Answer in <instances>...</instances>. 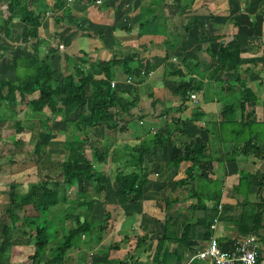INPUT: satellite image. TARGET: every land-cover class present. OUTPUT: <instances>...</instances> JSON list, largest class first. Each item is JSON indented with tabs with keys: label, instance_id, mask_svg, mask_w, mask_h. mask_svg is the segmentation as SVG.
Instances as JSON below:
<instances>
[{
	"label": "trees",
	"instance_id": "trees-1",
	"mask_svg": "<svg viewBox=\"0 0 264 264\" xmlns=\"http://www.w3.org/2000/svg\"><path fill=\"white\" fill-rule=\"evenodd\" d=\"M168 1L172 0H154L150 6L141 9V29L152 24L150 19L156 18L155 14H163L164 6ZM181 1L174 0L177 8L180 9V15H184L190 9L193 0L185 6L180 5ZM75 2L82 7L96 5L108 8V0H75ZM5 3L9 15L2 20L3 22L0 20V41L13 42L12 31L15 19L26 25L23 36L21 34L19 37L28 39L30 42L35 41L28 54L24 53L23 48L20 47L9 52L7 46L0 44V62L8 59L7 69L14 73L13 80H0V125L9 123L7 129L15 131V135L8 142L14 145V149L24 148L25 142L17 137L38 128L35 134L38 137L33 136L29 140L33 150L27 154L39 160L46 145L44 142L47 134L54 130L55 124L50 116L58 118L69 127L72 126L73 135H69V139H66L62 146L63 151L67 153V158L59 162L58 177L56 179L47 177L38 183L30 184L27 192L15 193L12 196V203L0 211V238L3 240L0 245V264H6L1 260L6 253L8 254L11 247L21 244L14 236L18 233L17 224L21 222L27 230L28 238L25 243L32 244L36 249L30 264H41L40 259L46 253L52 258L49 264H68L71 255L81 251L82 241L85 243L88 237L92 239L96 230L99 233L104 232L113 218L112 212H106L100 222H96L93 218L96 205H107V201L101 202L99 199L88 196L84 187L85 183H89L95 186L98 196L105 193V175L96 170V166L110 163L115 165L117 199L115 207L118 209L135 205L143 201L144 190L150 183L149 167L146 166L145 159L152 158L156 149L164 150L170 143L172 134L154 131L150 132L138 145L129 144L131 140L129 135L134 124H140V128L142 127L140 121L142 118L134 119L132 115L138 104L135 89L132 88V91L127 92L131 97L127 100L121 97L113 84L120 73L132 82L142 83L143 71L139 61L136 60L137 55L120 59L114 56L110 61H102L101 59L93 60L80 51L78 56L66 57L64 72L56 75L51 61L57 51L51 49V52L44 57L40 54V47L46 44L40 38V28L46 18V12L39 9L37 3H30V0H0V9L6 6ZM67 3V0H58L53 8L54 11H60L63 14L55 19L57 25L64 23L77 25L66 7ZM184 30L189 33L191 28L186 26ZM237 40L235 46H226L219 52L208 51L213 61L209 70L200 71L194 59L183 60V69H176L168 75L179 79L174 94L180 98L181 104L174 109H164L162 113V116H166L172 110L177 112L184 109L185 104L191 101L190 96L201 91L205 80L213 81L220 78L217 82H219L218 96L221 98H225V87L235 89L243 99L235 103L233 101L224 108L220 123L222 140L233 137L235 145L229 156H222L224 161H234L235 155L239 153L247 155L253 149H257L260 153L251 139L252 126L245 122L246 106L256 103L257 97L249 87H241L244 76L250 71L242 73L240 70L243 60L240 39L237 38ZM167 45L165 60L172 56L174 47L171 41ZM230 74L237 75L235 86L230 81L232 79L228 76ZM22 105L29 109V116L25 122L17 119L18 113L15 110ZM77 112H80L79 117L71 121V116ZM174 121L178 124V128L186 126V122L173 120L172 123ZM172 126L173 124L169 125V127ZM68 130L66 128L62 133L67 134ZM98 130L104 131L108 140L103 143L105 145L103 150L91 148V159H89L85 151L90 140L89 134ZM210 159L206 146L192 142L185 145L183 155L175 156L168 161V173L179 170L183 163H191L192 166L186 171L187 178L176 184L178 187L187 186L190 180H194L197 167ZM14 162L11 156L7 165H12ZM2 168L0 164V176H2ZM247 179L248 175L242 174L239 187H247ZM191 193L197 194L194 191ZM178 201L179 199L176 198L161 200L157 203L158 208L165 209L166 215L164 235L158 239L153 258L154 264H183L185 249L193 231L204 227L207 230L204 237L207 238L217 218L219 204L217 200L212 209L209 211L205 209V217L199 220H196L194 216L199 206L203 205V199H199L197 205L189 208L191 214H184L181 211L171 213ZM65 205L69 207L61 211L58 218L63 228H54L53 225L57 221L51 219L50 215L53 209ZM81 209L83 211H79ZM251 211L240 217L242 235L239 239L253 234L258 235L262 228L264 204L258 203L252 206ZM70 212L74 214L69 215ZM72 221L76 228L66 230V224ZM60 231L62 238L58 239ZM31 233L33 235L29 236ZM148 240V236L139 237L134 251L132 250L134 254L128 252L126 260L121 264H139L138 257L146 252ZM167 241L174 243L177 248L171 255L165 251L164 259H161L164 244ZM121 243L112 244L109 250H119Z\"/></svg>",
	"mask_w": 264,
	"mask_h": 264
},
{
	"label": "crops",
	"instance_id": "crops-1",
	"mask_svg": "<svg viewBox=\"0 0 264 264\" xmlns=\"http://www.w3.org/2000/svg\"><path fill=\"white\" fill-rule=\"evenodd\" d=\"M57 1L30 0V3H37L38 8L46 12V18L40 28V38L46 44L40 47V54L44 57L51 52V49L57 51L51 61L56 75L64 70L66 57L78 56L80 51L93 60L101 59L102 61H110L114 56L120 59L137 55L136 60L139 61L142 71H148L153 75L144 77L139 84L129 82L128 78L120 73L114 82L121 97L127 100L131 99L127 92L132 91V88L135 89L138 104L132 115L134 119L142 118L140 121L143 122L141 128L140 124L135 123L131 134L139 139V143L150 132L172 134L171 141L164 150L156 149L152 158L145 159L146 166L149 167L150 183L144 190L143 201L135 205H127L136 208L144 217L137 218V221L135 218V222H139V225L134 229L131 227L127 229L124 224L123 226L120 224L116 229L119 238L128 237L130 241L127 240V244L123 240L117 241L116 243L122 242L121 248L110 251V246L116 243L102 239L103 235L109 234V231L113 232L112 226L109 225V230L106 229L101 233L96 230L92 239L88 237L85 243L82 241L81 251L71 255L68 264H121L126 260L122 257H127L128 252L134 254L138 238L149 236L148 232L155 236V240L150 233L151 238L147 242L146 252L139 257L150 256V260L154 261L158 239L164 235L165 230L164 224H160V220L156 218L157 215H166L165 209L157 206L161 200L177 198L179 201L171 213L181 211L184 214H191L189 208L197 205L199 199H203V205H200L195 213L196 220L205 217V209L209 211L215 206L216 200L219 201L218 215L208 237H204L207 231L204 227L193 231L185 249L184 262L191 253L203 250L212 238H215L222 247L237 241L242 235L241 215L251 213V207L258 203L264 204V134L262 132L264 130V0H193L190 9L184 15H180V9L172 0L166 2L163 14H155L156 18L150 19L152 24L143 29L140 27L141 9L150 6L154 0H108V8L96 5L82 7L74 0L72 3H67L66 7L77 25H67V23L57 25L55 19L63 15L62 12L53 10ZM189 2L190 0H182L180 5H188ZM6 7L7 4L0 9V17L3 19L9 15ZM20 22L15 19V29L13 28L12 33L14 30L26 29V25ZM186 26L191 28L189 33L184 30ZM19 35L16 38L13 34V42L8 43L13 45L9 47V52L16 50V47L21 44L20 48H25L24 53H30L31 45L35 41L30 42L22 38L24 40L18 43ZM237 38L240 39L243 60L240 70L242 73L250 71L245 75L246 78L241 87H249L257 97L256 103L246 106L245 122L252 126L251 139L260 153L257 149H253L247 155L241 153L235 155L234 161H224L222 156H229L235 145L233 137L222 140L220 123L224 108L233 101L235 103L243 99L235 89L225 87V98H221L218 96L219 82H217L220 78L213 81L205 80L201 91L196 94L197 104L190 101L185 104L184 109H180L181 111L172 110L166 116H162V113L164 109H174L181 104L180 98L174 94L177 89V78L168 75L176 69H183V60L194 59L200 71L211 69L213 61L208 51L219 52L226 46H235L238 42ZM170 41L174 46L172 56L165 60L167 43ZM147 66L149 68H146ZM236 78L237 76H233L230 80L234 86L237 84ZM13 79L14 74L9 80ZM149 84L155 91L147 92V94L141 89ZM172 86V99L160 98L164 94L161 89L166 91ZM173 120L186 122V126L178 128L175 121L172 123ZM171 124L173 126L169 127ZM192 142L206 146L211 159L197 167L193 181L190 180L187 186L178 187L177 182L187 178L186 171L192 164L183 163L179 170L168 173V161L175 156L183 155L185 145ZM163 154H166V159H163ZM245 173L248 175V185L241 188L239 187L241 177ZM4 194L7 195L8 200L0 202L2 204L0 206H4L5 209V206L12 203L13 194L10 193V189ZM1 196L2 194L0 198ZM99 200L106 201V199ZM111 204L115 207L117 202ZM111 204L109 205L112 206ZM67 208L68 206L63 210ZM147 220L150 222L149 229L144 226ZM154 222L159 225H155ZM66 225V230L76 228L73 221ZM17 227L18 233L14 236L21 244L11 247L1 261L6 264H30L36 249L32 244L25 243L28 236L23 223H18ZM32 235L33 233L29 234V236ZM255 236L260 242V256L264 260V220L262 228ZM20 237L22 240H19ZM61 238L60 231L58 239ZM2 243L3 240L0 238V245ZM152 246L153 251H151ZM176 248L174 243L165 242L161 259H164L165 251L171 255ZM86 252L89 259L79 258ZM79 259L82 261L78 262ZM40 260L41 264H49L52 258L46 253Z\"/></svg>",
	"mask_w": 264,
	"mask_h": 264
},
{
	"label": "rangeland",
	"instance_id": "rangeland-1",
	"mask_svg": "<svg viewBox=\"0 0 264 264\" xmlns=\"http://www.w3.org/2000/svg\"><path fill=\"white\" fill-rule=\"evenodd\" d=\"M1 21L3 20L2 17H0ZM3 22V21H2ZM15 29V28H14ZM24 31H18V30H14V37L22 34L23 36ZM23 38V37H22ZM18 43H20L22 40L20 37H18ZM0 44H3L4 46L9 47H13V45L8 44L5 41H0ZM21 47V44H19L18 47ZM17 50V49H16ZM23 50H25V48H23ZM17 54V52H16ZM8 63V59H5L3 61L0 62V80L4 79V80H9L11 78H13V72L9 71L8 69H6ZM65 66H66V62H65ZM64 66V69H65ZM146 68H149V66H147ZM62 72H64V70H62ZM146 72V71H144ZM147 73H149L147 71ZM228 76H231L233 78V76H237L234 74H230ZM124 78V77H123ZM244 78H246L244 76ZM149 79V78H148ZM179 81V79H177V82ZM150 83V82H148ZM173 89V86L169 89V90H163L161 89V91L164 93L163 95L160 96V98L163 99H167L170 100L172 99L173 94L171 93ZM175 89V86H174ZM255 89V87H254ZM143 92L147 93L150 91H155L154 88H151L150 84L149 85H145V88L141 89ZM168 92V93H167ZM120 94V92H119ZM148 94V93H147ZM121 95V94H120ZM144 97V96H142ZM17 114V119L19 118V120L21 121H27V118L29 116V109L27 106H20L17 109H15ZM80 112L75 113L73 116H71V121L77 120V118L79 117ZM51 120H53L54 122V130L50 133L47 134V139L45 140L44 144L45 148L43 149V153H42V157L37 160L33 155H28L27 152H32L33 150V145L29 143V140L31 137L33 136H37L35 135L37 134V129L38 128H34L31 131H28L27 133H24L22 135H19L17 138L23 142H25V147L24 148H20L14 149V145L10 142H8V140L15 135V131L14 130H9L7 129V127L9 126V123L0 125V164H2L3 168H2V176H0V195L2 194L1 198H0V202H5L7 201V195H5L4 193L6 191H8L10 189V193H12L13 195L15 193H21L23 194L24 192H27V185L29 184H33V183H38L42 180H45V178L47 177H55V179L58 177L59 173H60V163L64 161L67 158V153L63 151V144L65 142L66 139H69V135H73V130L71 129L72 126H67L66 123L64 122H60L58 118H54L52 116H50ZM143 122V121H142ZM145 123V122H144ZM146 125V124H145ZM144 125V127H145ZM68 128V132L67 134L62 133V131H65V129ZM146 128V127H145ZM263 134H264V130H262ZM134 134V133H133ZM130 133V145L131 146H136L139 144V139L134 137V135H132ZM138 137V134H137ZM89 143L87 145V147L85 148L86 151V156L91 159V148H97L99 150H103L104 149V144L105 142H107L108 137L106 135V133L104 131H93L89 134ZM138 139V140H137ZM112 142H114L112 140ZM11 156L14 159V163L12 165H7L8 160L11 158ZM163 159H166V154H163ZM96 170H98L99 172H102L105 175V181H104V185L106 186V191L105 193H102L100 196L97 195L96 191H95V186H93L92 184L89 183H85L84 187L86 189V192L88 194V196L92 197V198H96V199H101L104 200L106 199L107 201V205H96L94 208V212H93V217L96 220V222H100L103 218V216L105 215L106 212H112L113 214V218L112 221L109 222L110 227L112 226V231H109V234H105L103 235L104 241H111V242H117V241H121L123 240V242H125V244H127V240L130 241L129 239H127L128 237H121L119 238L117 236L116 233V229L119 227V225L121 224V226H123V224L128 228H132L134 229L136 226L139 225V222H135V218L137 221V218H142L144 217V215H141V212L138 211L136 208L133 207H123L120 209H117L116 207H114L111 203L112 202H117L116 200V196H115V165L110 163L107 165H101V166H96ZM216 188V185L214 186V189ZM0 203V204H1ZM109 204H111L112 206H110ZM2 205V204H1ZM69 205H65V206H60L57 207L55 209H53L50 217L51 219H54L57 221V223L55 225H53L54 228L59 227L60 229L63 228V226L61 225L60 221L58 218H60L61 215V211H63L64 207H66ZM99 206V207H98ZM0 208L4 209V206H0ZM0 209V210H3ZM121 210V211H120ZM79 211H83V209L79 210ZM96 211V212H95ZM121 212V213H120ZM71 214V212L69 213V215ZM115 218V219H114ZM160 221V224H164V220H165V215H157V217ZM120 219V220H119ZM119 222V223H118ZM148 222V223H147ZM147 222H144V226L147 227V229L150 228V222L147 220ZM137 223V224H136ZM159 223L154 222L155 225H159ZM120 226V228H121ZM70 228V227H69ZM162 228V226H161ZM122 229V228H121ZM109 230V229H108ZM151 232H148L149 236H150ZM155 234V233H154ZM152 238L154 239V235L151 233ZM148 236V237H149ZM151 237H149L150 239ZM22 240V238H21ZM155 240V239H154ZM101 241V240H100ZM155 242V241H154ZM129 244V243H128ZM83 247V246H82ZM154 250V247L152 246V250ZM150 251V252H151ZM73 255V254H72ZM95 255V254H93ZM76 256V255H75ZM77 257V256H76ZM82 257L85 259H89L87 252L85 254L82 253ZM122 257V256H121ZM80 258V257H79ZM127 257H122V259H126ZM85 261V260H83ZM78 262H81V260L79 259ZM153 264L154 262L152 260H150V256L147 257L145 256L144 258H140L139 257V264Z\"/></svg>",
	"mask_w": 264,
	"mask_h": 264
},
{
	"label": "built area",
	"instance_id": "built-area-1",
	"mask_svg": "<svg viewBox=\"0 0 264 264\" xmlns=\"http://www.w3.org/2000/svg\"><path fill=\"white\" fill-rule=\"evenodd\" d=\"M67 2L71 3L72 0H67ZM152 75V73L142 72L143 77H151ZM128 80L131 81V79ZM190 100L194 104L198 103L196 94H192ZM260 250L261 245L255 235L234 241L227 247H222L215 238H212L203 250L191 253L183 264H264Z\"/></svg>",
	"mask_w": 264,
	"mask_h": 264
}]
</instances>
